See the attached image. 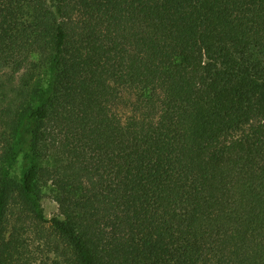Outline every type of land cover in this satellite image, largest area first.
Listing matches in <instances>:
<instances>
[{
	"label": "trees",
	"instance_id": "1",
	"mask_svg": "<svg viewBox=\"0 0 264 264\" xmlns=\"http://www.w3.org/2000/svg\"><path fill=\"white\" fill-rule=\"evenodd\" d=\"M0 264H264V0H0Z\"/></svg>",
	"mask_w": 264,
	"mask_h": 264
},
{
	"label": "rangeland",
	"instance_id": "2",
	"mask_svg": "<svg viewBox=\"0 0 264 264\" xmlns=\"http://www.w3.org/2000/svg\"><path fill=\"white\" fill-rule=\"evenodd\" d=\"M119 100L115 107V111L119 117L124 120L125 118L129 117L133 114L134 104L136 102V91L132 88H121L119 90ZM20 174V160L15 165L12 175L17 177ZM38 193L41 198V206L46 218H51L52 216L57 215L58 213V206L54 202L51 193L48 187H39ZM40 259H44L43 257L37 256L36 260L39 262Z\"/></svg>",
	"mask_w": 264,
	"mask_h": 264
}]
</instances>
